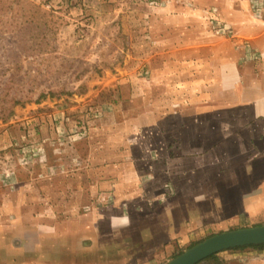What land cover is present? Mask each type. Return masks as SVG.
Wrapping results in <instances>:
<instances>
[{
    "label": "rangeland",
    "instance_id": "rangeland-1",
    "mask_svg": "<svg viewBox=\"0 0 264 264\" xmlns=\"http://www.w3.org/2000/svg\"><path fill=\"white\" fill-rule=\"evenodd\" d=\"M215 11L206 10L210 21ZM168 52L182 56V0H0V264H123L136 255L103 233L115 202L93 197L87 181L133 145L152 98L169 97L158 86L166 79L153 75ZM248 225L229 231L264 219ZM220 233L175 244L157 264ZM217 255L220 264H264V249Z\"/></svg>",
    "mask_w": 264,
    "mask_h": 264
},
{
    "label": "crops",
    "instance_id": "crops-1",
    "mask_svg": "<svg viewBox=\"0 0 264 264\" xmlns=\"http://www.w3.org/2000/svg\"><path fill=\"white\" fill-rule=\"evenodd\" d=\"M259 1L182 0V56L164 53L163 66L153 70L166 79L158 86L169 97L152 98L148 125L131 133L133 145L117 148L114 164L92 168L87 182L93 197L115 202L99 223L103 233L113 231L124 254L137 251L123 264H157L175 244L264 219V19L254 11ZM210 9L221 11L226 34L209 20ZM146 170L164 173L145 178ZM167 184L173 194L163 189ZM125 216L127 226H111L113 217Z\"/></svg>",
    "mask_w": 264,
    "mask_h": 264
},
{
    "label": "water",
    "instance_id": "water-1",
    "mask_svg": "<svg viewBox=\"0 0 264 264\" xmlns=\"http://www.w3.org/2000/svg\"><path fill=\"white\" fill-rule=\"evenodd\" d=\"M264 245V225L216 234L187 249L167 264H199L224 251Z\"/></svg>",
    "mask_w": 264,
    "mask_h": 264
},
{
    "label": "built area",
    "instance_id": "built-area-1",
    "mask_svg": "<svg viewBox=\"0 0 264 264\" xmlns=\"http://www.w3.org/2000/svg\"><path fill=\"white\" fill-rule=\"evenodd\" d=\"M255 1V0H254ZM254 3V2H253ZM256 3V2H255ZM254 11L256 13V15L259 17V18H263L264 19V0H260L259 2H257L254 6ZM216 15L214 14V17H213V22L214 24H216V28H217V31L219 33H223V34H226L227 32V28H226V25L225 23H223L218 15H217V11H215Z\"/></svg>",
    "mask_w": 264,
    "mask_h": 264
},
{
    "label": "trees",
    "instance_id": "trees-1",
    "mask_svg": "<svg viewBox=\"0 0 264 264\" xmlns=\"http://www.w3.org/2000/svg\"><path fill=\"white\" fill-rule=\"evenodd\" d=\"M251 248H255V249H264V245H260V246H250ZM244 248H247V247H244ZM244 248H237V249H234V250H241V249H244ZM221 261H220V258L218 255H213L209 258H207L206 260L200 262L199 264H220Z\"/></svg>",
    "mask_w": 264,
    "mask_h": 264
},
{
    "label": "clouds",
    "instance_id": "clouds-1",
    "mask_svg": "<svg viewBox=\"0 0 264 264\" xmlns=\"http://www.w3.org/2000/svg\"><path fill=\"white\" fill-rule=\"evenodd\" d=\"M117 219H119V225H117ZM112 227L115 229L117 228V226H120V227H125L127 226L129 223H130V220L127 216L123 217V218H116V217H113L112 218Z\"/></svg>",
    "mask_w": 264,
    "mask_h": 264
}]
</instances>
